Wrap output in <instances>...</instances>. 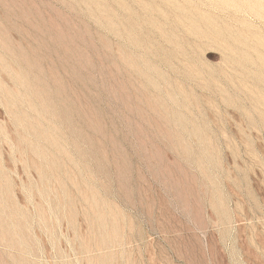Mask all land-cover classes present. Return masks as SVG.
Wrapping results in <instances>:
<instances>
[{
	"label": "rangeland",
	"instance_id": "obj_1",
	"mask_svg": "<svg viewBox=\"0 0 264 264\" xmlns=\"http://www.w3.org/2000/svg\"><path fill=\"white\" fill-rule=\"evenodd\" d=\"M0 264H264V0H0Z\"/></svg>",
	"mask_w": 264,
	"mask_h": 264
}]
</instances>
